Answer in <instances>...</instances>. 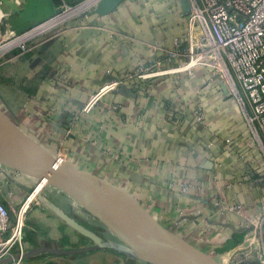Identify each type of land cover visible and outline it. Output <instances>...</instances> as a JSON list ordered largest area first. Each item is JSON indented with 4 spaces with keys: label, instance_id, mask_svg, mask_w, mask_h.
Returning <instances> with one entry per match:
<instances>
[{
    "label": "crops",
    "instance_id": "crops-1",
    "mask_svg": "<svg viewBox=\"0 0 264 264\" xmlns=\"http://www.w3.org/2000/svg\"><path fill=\"white\" fill-rule=\"evenodd\" d=\"M27 1L0 0L2 39L13 32L17 11ZM84 1L52 3L60 9ZM189 8L190 0H89L40 26L27 38L86 9L64 31L38 39L0 68V111L54 158L114 186L218 264H253L244 259L255 252L257 240L245 248L243 225L264 206V148L247 121L250 110L241 108L228 79L212 68L163 72L185 62ZM150 72L157 75L138 78ZM111 80L119 82L116 91L83 113L89 97ZM36 181L0 165V203L11 218ZM42 194L109 239L61 191L51 187ZM261 235L264 247V228ZM91 244L39 200L26 218L25 254ZM126 260L103 249L43 254L21 264H130Z\"/></svg>",
    "mask_w": 264,
    "mask_h": 264
},
{
    "label": "water",
    "instance_id": "water-1",
    "mask_svg": "<svg viewBox=\"0 0 264 264\" xmlns=\"http://www.w3.org/2000/svg\"><path fill=\"white\" fill-rule=\"evenodd\" d=\"M55 11L58 9L52 0H28L17 11L18 18L11 30L19 31L26 23L37 20L42 14ZM0 165L37 181L45 179L47 186L68 196L113 237L103 240L59 207L39 196L38 200L55 216L92 244L75 250L36 248L26 253L25 259L43 254L69 256L106 249L145 264H218L192 244L163 228L114 186L99 177L58 162L23 134L1 111Z\"/></svg>",
    "mask_w": 264,
    "mask_h": 264
},
{
    "label": "built area",
    "instance_id": "built-area-1",
    "mask_svg": "<svg viewBox=\"0 0 264 264\" xmlns=\"http://www.w3.org/2000/svg\"><path fill=\"white\" fill-rule=\"evenodd\" d=\"M1 37L0 44L6 45L16 39L14 32L6 39ZM186 40L185 62L178 68L163 72L189 73L198 67L221 72L234 88L236 102L241 108H249L247 121L264 148V0H190ZM155 75L157 73H142L138 78L147 80ZM118 86L116 80L106 82L89 97L83 113L91 112ZM57 161L60 162L59 159ZM46 186L45 179L36 181L12 218L0 203V264H5L4 261L10 258L6 264H21L24 260L26 218L38 205V197ZM263 228L264 206L261 215L246 219L243 225L245 248L257 240L255 247L261 254L258 264H264V247L259 240ZM223 240L226 236L220 239L221 242Z\"/></svg>",
    "mask_w": 264,
    "mask_h": 264
},
{
    "label": "rangeland",
    "instance_id": "rangeland-1",
    "mask_svg": "<svg viewBox=\"0 0 264 264\" xmlns=\"http://www.w3.org/2000/svg\"><path fill=\"white\" fill-rule=\"evenodd\" d=\"M88 1L89 0H85L84 2L86 3ZM83 3H81L78 6H76L77 4L76 5L75 4H71V5L67 4L66 7L60 8V9H58V11L48 12V13H45L44 15L42 14L37 20H35L33 22L26 23L24 25V27L19 31L14 30L13 32L15 34L16 39L13 42H15L18 39H22V41L18 42L17 45L9 47L7 49H3L4 46H6V44H4V43L0 44V68L4 67L6 64L11 63V62L15 61L17 58L21 57L23 52L26 53V52H28V50H31V48L33 47L34 44H36L38 39L53 36V35L59 33L60 31H64L67 26L75 23V21H77L81 17V15H83V13L85 12L86 9L84 11H79V12L72 14L68 18L62 20L60 23L54 25L53 27L45 30L42 33L35 34V35H32L28 38H25L27 35L31 34L34 30H36L40 26L47 24V23L65 15L68 12L76 10L77 8L82 6ZM3 35H5V28L1 29L0 37ZM50 188L51 187L46 186L43 189L42 193L49 190ZM41 197L44 198L43 194L41 195ZM103 231L106 232L105 229H103ZM103 231L99 232V230H98V232L101 235L104 234ZM106 236L109 239H113L112 235H110L108 232H106ZM44 257H46V256H44ZM260 257H261L260 251L255 250V252L253 254L248 255V257H246L244 259V262H247V260H248L249 262L251 261L253 264H258L260 261ZM223 258L225 259V262H227L228 255H225ZM128 259L129 258H127V260H126L127 263L132 264L133 262H135V261H131L133 259H129V260ZM54 260L58 263H63L59 257L54 258ZM136 262H137V260H136Z\"/></svg>",
    "mask_w": 264,
    "mask_h": 264
},
{
    "label": "bare ground",
    "instance_id": "bare-ground-1",
    "mask_svg": "<svg viewBox=\"0 0 264 264\" xmlns=\"http://www.w3.org/2000/svg\"><path fill=\"white\" fill-rule=\"evenodd\" d=\"M43 28H39V29H37L35 32H38V31H40V30H42ZM46 29V28H45ZM30 35V34H29ZM29 35H27V36H29ZM35 35V34H34ZM27 36L25 37V38H27ZM24 39V38H23ZM22 41V39H18V40H16L15 42H12L11 44H8V45H6V46H4V48L3 49H7V48H9V47H12V46H15V45H17L18 44V42H21ZM41 188V185L39 186V188L37 189V190H39ZM228 261V260H227Z\"/></svg>",
    "mask_w": 264,
    "mask_h": 264
},
{
    "label": "trees",
    "instance_id": "trees-1",
    "mask_svg": "<svg viewBox=\"0 0 264 264\" xmlns=\"http://www.w3.org/2000/svg\"><path fill=\"white\" fill-rule=\"evenodd\" d=\"M65 1H67V2H68V1H70V0H65Z\"/></svg>",
    "mask_w": 264,
    "mask_h": 264
}]
</instances>
